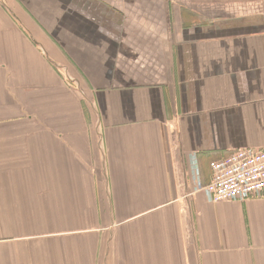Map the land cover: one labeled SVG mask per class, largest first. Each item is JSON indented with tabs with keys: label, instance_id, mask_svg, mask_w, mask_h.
<instances>
[{
	"label": "crops",
	"instance_id": "crops-1",
	"mask_svg": "<svg viewBox=\"0 0 264 264\" xmlns=\"http://www.w3.org/2000/svg\"><path fill=\"white\" fill-rule=\"evenodd\" d=\"M264 0H0V264H264Z\"/></svg>",
	"mask_w": 264,
	"mask_h": 264
},
{
	"label": "built area",
	"instance_id": "built-area-1",
	"mask_svg": "<svg viewBox=\"0 0 264 264\" xmlns=\"http://www.w3.org/2000/svg\"><path fill=\"white\" fill-rule=\"evenodd\" d=\"M211 177L203 187L208 200H244L264 194V148L238 149L209 164Z\"/></svg>",
	"mask_w": 264,
	"mask_h": 264
}]
</instances>
